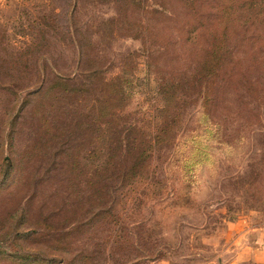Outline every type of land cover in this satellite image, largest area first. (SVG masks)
Masks as SVG:
<instances>
[{
  "label": "rangeland",
  "instance_id": "1",
  "mask_svg": "<svg viewBox=\"0 0 264 264\" xmlns=\"http://www.w3.org/2000/svg\"><path fill=\"white\" fill-rule=\"evenodd\" d=\"M220 1L0 0V264H264V0L258 22L232 13L225 73L212 62ZM210 52L212 71L187 78ZM54 76L79 90L56 98L58 117L88 119L103 81L120 78L126 122L166 130L134 184L117 157L92 171L104 155L91 145L67 196L42 130L29 157L33 114L53 112L27 92Z\"/></svg>",
  "mask_w": 264,
  "mask_h": 264
},
{
  "label": "trees",
  "instance_id": "2",
  "mask_svg": "<svg viewBox=\"0 0 264 264\" xmlns=\"http://www.w3.org/2000/svg\"><path fill=\"white\" fill-rule=\"evenodd\" d=\"M254 1L255 0H221L218 3L217 6L221 12V19L219 20L221 28L217 36L220 55L217 59H214L215 52H210L208 54L204 53L203 59L198 62L195 71H192L191 76L187 78L193 79L196 78V76L204 75L206 71L207 74L211 72V56L214 59L212 61L213 66H217L218 68L223 67L224 73L229 70V42L237 31V27L235 26L236 21L232 13L238 8L244 9V11L248 10L254 21L258 22L260 16H263V8L256 4H252ZM245 23L246 22H243V24ZM143 28V32L149 33L146 27ZM186 33H188V39L191 40L192 43H194V41L196 42L198 35H196L193 30L188 29ZM141 41L144 47V40ZM143 51L146 50L143 49ZM65 80L66 79L62 77L54 76V78L47 80L43 85L37 86L27 92L28 95L33 98H48L45 102V108L53 112V116H49L48 119H41L36 115V112L33 114V122L35 123L33 128L37 141H34V151L29 153V157H31L33 152L39 149L38 143L42 137V130V132L46 133L45 141H51V145L54 146V148L49 151L48 161L52 164H57L60 175L62 174L59 179V184L65 185L62 188L67 192V196L70 197L75 193L73 181L69 182V180L70 175H72L78 163L76 156L79 157L81 150L91 145L93 150H97L98 154L101 151L104 155L103 160L99 163L97 162L98 165L93 167L94 169H92V171L99 172L101 170V172H104L103 170H106L107 166H109L112 161H116L117 157L119 161L118 165H120L119 168H121L119 171L120 181L126 182L129 185L134 184L135 180L140 177L138 174L140 172H136L135 169L137 167V170L141 168V163H143L146 158V149L158 141V134L160 132L163 131L164 133L166 130H156L157 133L150 135L152 139L150 136L148 137L140 132V126H135L134 124L126 122L124 114L117 107L119 99L124 95V81L120 78L116 81L115 79H113V81H103L100 88V98H95L93 104H91L90 107L93 113L88 119L86 118L87 116L81 114H76L72 121L65 120L64 117H58L55 114V109H59V105L63 107L65 103L61 104V100L57 101L56 98L62 99L65 97L66 93L79 91L73 87L68 88V84L64 82ZM176 83L177 85L180 84L178 81H176ZM173 86H175V84L172 83V87ZM159 87L157 93L161 98H169L170 87L164 83L160 84ZM78 100H80V98H78ZM57 120H59V122ZM169 123L170 121L165 120V122L161 123L162 128L169 127ZM73 128L77 132L75 140L72 139L70 135ZM61 137H63V140L58 141ZM87 156H91V153L87 154ZM83 207L84 202L80 200L76 202L75 208L77 210Z\"/></svg>",
  "mask_w": 264,
  "mask_h": 264
}]
</instances>
